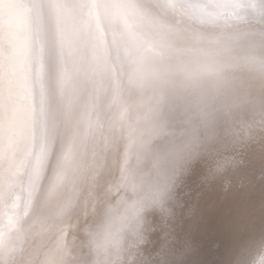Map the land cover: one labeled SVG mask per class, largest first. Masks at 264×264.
Segmentation results:
<instances>
[{
	"label": "bare ground",
	"instance_id": "bare-ground-1",
	"mask_svg": "<svg viewBox=\"0 0 264 264\" xmlns=\"http://www.w3.org/2000/svg\"><path fill=\"white\" fill-rule=\"evenodd\" d=\"M185 1L161 0L173 15L171 36L180 35L183 42L177 47L167 42V48L147 34L161 36L162 28L169 30L168 26L144 16L141 21L148 28L143 31L131 8L128 13L119 8L120 15L113 16L107 8L113 20L108 28H113L114 35L111 39L104 29L102 37L118 51L116 63L107 61L98 69L89 40L81 50L83 57L80 53L77 58L71 56L66 68L61 62L68 89L63 102L68 111L64 109L62 120H55L54 132L53 125L47 126L53 120L51 112L55 117L60 109L56 111L59 104L50 93L52 64L44 46L50 45L42 7L48 0H24L36 60L38 52H43L42 63L37 60L35 67L39 84L34 78L38 86L30 99L41 103L44 139L35 155L29 149L32 153L15 167L23 132L28 133L25 111L29 114L30 100L24 74L21 70L14 73L19 67L12 45H0V174L5 176L0 178L6 181L0 183V264H158L159 258L152 257L171 238L179 244L187 242L185 264H252L264 253L263 67L242 65L218 76L206 75L218 83L223 80L225 95L249 101L256 119L249 121L247 112L237 108L231 113L233 125L188 152L179 166L165 160L154 169L143 167L144 154L165 144L167 134L181 126L177 119H166L157 107L159 102L165 104L173 95L177 102L167 105L175 107L176 117L189 114V107L178 97L203 77L196 71L201 64L222 63L229 56L241 55L239 46L228 41L233 36L230 29L241 25L237 32L251 30L246 18L256 7L255 0ZM82 2L75 4L74 14L80 7L76 21L87 12ZM234 4L241 7H227ZM181 22L196 32L178 27ZM211 26L219 28L213 32L215 39L228 38V43L213 45L209 39L214 37L206 34ZM64 30L65 26V35ZM122 34L130 39L133 56L120 55L125 50ZM94 41L96 35L89 44ZM202 107L196 105L193 113L198 116ZM37 177L39 186L33 183L30 187V180L35 182ZM178 177L188 187L182 198L178 197ZM143 191L146 196L141 198ZM138 205L144 210L135 219L132 215Z\"/></svg>",
	"mask_w": 264,
	"mask_h": 264
},
{
	"label": "water",
	"instance_id": "water-1",
	"mask_svg": "<svg viewBox=\"0 0 264 264\" xmlns=\"http://www.w3.org/2000/svg\"><path fill=\"white\" fill-rule=\"evenodd\" d=\"M76 1H78V4L81 3V0H51V3L48 4L46 2L42 3V7L45 12L46 16V31L48 32L49 39H50V45L48 46L46 43H44L45 46V53L46 56L50 54V58L48 59L51 61V73L52 76L49 78V84H50V93L54 97L55 102L59 104V106L56 108L55 117L53 112H51V115L53 116L49 120L48 123V129L53 125V130L55 132V127H58V124H56L55 120L63 118L64 109L66 110V113L68 111V106L64 107L63 100L65 99L68 89H66L67 85L64 83V79L62 78V66L61 62L66 63L65 68L68 66L67 63H71L69 61V58L71 56H74L77 58V54L80 53L81 57L82 53L81 50L83 47L87 45V41H91V37L96 35V41H94V45H90L88 41V47L92 51L93 58L97 60L98 62V69L103 67L105 62H114L116 63V54H118V51H115V48L113 44H111L112 41H110V44L107 45L106 42L103 41L102 34L105 32L107 33L108 37H111L113 34V28H108V23H113V20H110V17L113 15H120L119 14V8L128 11L130 9L131 11H135L137 13V16L134 17L135 21H137V25L139 27H142L141 30H146L148 26H145L141 20L144 18V16L150 17L154 22L161 23V26H168L169 30H165V27L162 28L164 34L159 35H148L151 39H154L158 41L160 40V47L167 48L166 44L167 42L171 44V46L177 47L179 43H183L181 39V36L179 37H172L171 34L172 31L170 28L171 21H172V14L170 12H167V8H164L163 4L161 3V0H83L82 3L86 5L84 11L87 10L86 14L84 12H80L77 16L76 21V15L80 11V7L78 6V10H75L74 14V8ZM184 1L185 0H180ZM256 1V7L254 10L252 8L250 9L247 14L246 20L250 23V29L246 32V34H241L238 31L239 28H242L241 25L238 26H231L232 31V38L229 41V43H236L239 46V49L242 51L241 55L239 57L229 56L226 58L222 63L217 62V64H214V61H207V64H201L199 68L196 71H201L199 75L202 73V78L196 80L195 82H191V86L188 88L189 92H186L182 94L181 96H177L180 100L183 101L185 105H187L190 109V113L185 114V116L176 117L174 111L175 107L171 108L170 105H167L168 103H171L172 101L177 102V98H173V95L170 96V98L166 101L165 104L159 102L157 107H161L162 113L167 118L171 119H177L180 123L177 125H181L179 129H175V131L170 132L167 134L166 138L167 141L165 144L161 145L158 148H155L154 150H151L144 154L143 158V167L144 169H154V165H158L162 162H165V160H173L178 162V166L180 162L185 160V156L187 153L193 151V149L199 147L201 144L204 145L205 143L211 141L218 133L221 131L226 130L228 127H231L233 125V120L231 118V113L235 111L237 108H243L247 112L248 115L245 117H248L249 121L252 119H256L255 109L250 106V102L243 99H235L233 97H229L225 95L224 93V86H223V80L220 81V83L214 81V79L206 78L207 73L211 76H218L221 75L224 71H229L232 68L240 67L242 65L245 66H254L255 67H263L264 68V0H255ZM54 2V3H53ZM108 2H111L112 7H108ZM131 3L133 5H131ZM51 5V6H50ZM123 7V8H122ZM148 7L149 10L146 8ZM150 7H153V10L150 11ZM169 7V6H168ZM87 8V9H86ZM109 9V13L108 10ZM170 9V8H169ZM249 9V8H248ZM126 11V12H127ZM128 13V12H127ZM84 15V19L81 18V15ZM89 17V18H88ZM197 17L198 16H194ZM108 19V20H107ZM83 21V22H82ZM150 24H152V22ZM203 22L205 20H202ZM195 23V22H194ZM205 22L203 23V25ZM209 24V23H208ZM213 25L212 23H210ZM253 24L258 25L259 27L253 26ZM79 25L81 28H79ZM199 25V24H198ZM216 27L219 25L214 24ZM237 25V24H236ZM66 32L64 35L63 29ZM86 26H88L86 28ZM178 27L185 26L184 22H181V24H177ZM187 28V26H185ZM197 28H202L200 25L196 26ZM149 28H152L149 26ZM221 28V27H220ZM184 30V27L181 28V30ZM188 32L192 33L190 30L196 32V28L194 29L189 23H188ZM209 32L204 33L208 34L209 36H213L214 38H210L207 36H203L204 39H209L211 43L215 46L219 45L220 43H228L225 39L228 38H222V39H215L217 35H214V33L219 32V28H213L212 26L209 28ZM216 29V30H215ZM254 29V30H253ZM145 31V32H146ZM235 31V32H233ZM255 31L258 33L256 34ZM186 32V33H188ZM214 32V33H213ZM174 33V32H173ZM183 33V32H182ZM238 33V34H237ZM167 39H165V36ZM169 34V35H168ZM183 35V34H182ZM199 36V35H198ZM207 37V38H205ZM215 39V40H214ZM198 41V40H196ZM108 42V41H107ZM86 43V45H84ZM255 43V44H254ZM184 44H187L184 42ZM119 45V44H117ZM228 45V44H226ZM157 47V46H156ZM119 48V46H118ZM72 54V55H71ZM238 56V55H237ZM118 57V56H117ZM241 58V59H239ZM118 59V58H117ZM75 63V60H74ZM108 67H111L108 65ZM251 68V67H250ZM34 74V73H33ZM35 78V77H34ZM38 81V78H36ZM61 80L63 81V84H61ZM188 81H191L188 79ZM35 84V83H34ZM190 84V82H189ZM38 86V85H36ZM44 85L42 87V90L44 91ZM218 93V95H217ZM217 95V96H216ZM48 93L45 90V94L43 92V99L47 100ZM36 97V96H35ZM68 98V95H67ZM179 100V102H180ZM68 101V99H67ZM54 103V101L52 102ZM41 103L37 104L38 105ZM203 105L202 108L203 111L196 116L193 113V108L197 105ZM68 105V104H67ZM62 106V108H60ZM56 107V105H55ZM40 109H38L39 112ZM52 111H53V104H52ZM40 115V112H39ZM183 117V118H182ZM58 123V121H57ZM238 124V123H237ZM236 124V125H237ZM240 124V123H239ZM238 124V125H239ZM236 125L234 127H236ZM37 130L35 131V144L33 149V155H35L37 149L39 148L40 139L37 138L38 136V127L36 126ZM56 137V136H55ZM41 148V147H40ZM31 152V153H32ZM30 153V154H31ZM40 152H38L39 154ZM186 153V154H185ZM29 154V155H30ZM36 165L34 164L33 169H35ZM36 179V178H35ZM39 178L37 177V180H35L34 183L39 186ZM180 180V185L178 186V197L182 198L185 195L188 194V192L185 191L186 184H184L180 177H178L177 182ZM162 186V185H161ZM33 192L35 193V190L33 189ZM29 193V192H28ZM143 196H146L145 191L141 193V198ZM27 198L24 199V205L26 206ZM32 205H29V207ZM25 208V207H24ZM144 207L141 205L138 208L135 209V213L132 215L133 218L137 219L142 216ZM24 213V212H23ZM26 213V212H25ZM24 213V215H25ZM167 241V240H166ZM184 243V244H183ZM182 244H179L177 240L171 238L167 243L162 246V249H160V252L156 254V256L153 255L152 259L154 257L159 258L157 261L158 264H185L188 259V245L187 242H183ZM146 246V245H145ZM162 256V257H160ZM262 256V257H261ZM260 257L256 258L255 261L252 262V264H261L264 261V253ZM164 261L161 263V259Z\"/></svg>",
	"mask_w": 264,
	"mask_h": 264
},
{
	"label": "rangeland",
	"instance_id": "rangeland-1",
	"mask_svg": "<svg viewBox=\"0 0 264 264\" xmlns=\"http://www.w3.org/2000/svg\"><path fill=\"white\" fill-rule=\"evenodd\" d=\"M9 2L11 4H9ZM34 2H35V0H34ZM23 3H24V0H10V1L9 0H0V8H1V12H0L1 13L0 14V45H3L4 47H5V45H7V46L12 45V47H13V49H12L13 59H14V62L17 63V68L19 67L18 69H16V71H14V73H16V72L18 73V70H21L22 74H24V76L26 78L25 79L26 87H27L26 89L28 92L26 94V96L29 97V100H30V103H29L30 108L28 110L29 114H28L27 110L25 111V117H26L25 125L28 124V133H27V130H25L23 132L24 136H22V142H21L22 145L20 144V147H19V153H18L19 156L17 155V157L14 158L15 159L14 164H17V166L15 165V167H18L19 164H22L23 160L26 158V156L29 153H31L28 150L31 149V151H33L34 146H36V144H35V131L37 130L36 126L40 129V131L38 129L39 133L37 136V138L39 137V139H40V143H39L40 145L43 143V139H44V136H43V134H44L43 118L45 116V115L43 116L44 112L43 113L40 112L41 114L39 115L38 109H40V108H39V105L37 107L38 103H36V102L33 103L30 99L31 93L32 94L34 93L33 88L34 89L36 88L35 87V85H36L35 81L36 80H34L35 67L37 65L36 61L38 60L39 65L42 63V60H40V59H41V55L43 54V52H41V51L38 52V54H37L38 57L36 60V58H35V55H36L35 49L36 48H35V44H34V41H35L34 38L35 37H32V31H30L31 29L29 28V24H31L30 18H29V16H27V14H24ZM7 31H8V33H10L9 35H7ZM10 38H11L12 42L14 41V43H12V42H11L12 44L8 43L10 41ZM16 38H17V40H16ZM24 42L25 43L28 42L27 45ZM31 42H32V44H31ZM18 44H20V45H18ZM25 47H28V48H25ZM9 49H11V48H9ZM19 49L21 50V52H18ZM122 52L126 53L123 48L120 50V55H123V54H121ZM32 83H33V85H32ZM38 84H39V78H38ZM6 86H7V83L5 84V88H6L8 93H9V91L11 93L12 92L11 88L6 87ZM36 116H38V117H36ZM41 122H42V124H41ZM40 125H41V128H40ZM31 169H32V167H31ZM0 176L5 178L4 174L3 175L0 174ZM24 177L25 176L22 173L21 178L23 179ZM33 181L34 180L32 178L30 180V184H29L30 187L33 186V183H34ZM0 183L2 185H5L6 181L4 182L0 178ZM1 188L3 189V187L0 186V189Z\"/></svg>",
	"mask_w": 264,
	"mask_h": 264
},
{
	"label": "clouds",
	"instance_id": "clouds-1",
	"mask_svg": "<svg viewBox=\"0 0 264 264\" xmlns=\"http://www.w3.org/2000/svg\"><path fill=\"white\" fill-rule=\"evenodd\" d=\"M179 7V5L177 6ZM227 7H234V8H238V7H241L240 4H234V5H229ZM122 43L124 44L125 46V52L127 55L129 56H133L135 53H134V49L131 47V41L130 39L127 37L126 34H122Z\"/></svg>",
	"mask_w": 264,
	"mask_h": 264
}]
</instances>
